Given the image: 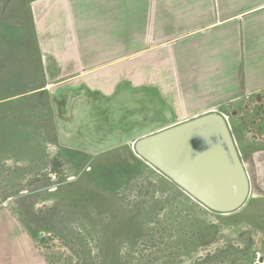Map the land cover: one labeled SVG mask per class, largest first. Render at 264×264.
<instances>
[{
	"label": "rangeland",
	"instance_id": "374dc122",
	"mask_svg": "<svg viewBox=\"0 0 264 264\" xmlns=\"http://www.w3.org/2000/svg\"><path fill=\"white\" fill-rule=\"evenodd\" d=\"M32 1L0 0V202L7 199L48 264H264V192L251 188L241 209L218 214L128 148L98 150L171 120L131 119L124 136L94 145L101 136L90 134L100 135L104 121L87 120L85 130L71 119L65 146L49 91L17 94L46 83ZM44 9L41 32L52 37L58 23ZM256 98L229 107L238 143L264 130V94Z\"/></svg>",
	"mask_w": 264,
	"mask_h": 264
},
{
	"label": "crops",
	"instance_id": "0c3cea01",
	"mask_svg": "<svg viewBox=\"0 0 264 264\" xmlns=\"http://www.w3.org/2000/svg\"><path fill=\"white\" fill-rule=\"evenodd\" d=\"M44 7L58 23L52 37L41 32ZM31 8L44 55L41 87L56 105L65 146L66 128L76 127L71 119L85 130L103 120L100 135L90 134L101 136L98 145L124 136L131 119L171 120L130 132L135 137L207 111L233 115L229 107L264 94V0H34ZM260 136L236 144L250 187L263 193L264 130ZM128 139L98 150L124 146L135 154ZM0 264H48L7 199L0 202Z\"/></svg>",
	"mask_w": 264,
	"mask_h": 264
},
{
	"label": "water",
	"instance_id": "95a60500",
	"mask_svg": "<svg viewBox=\"0 0 264 264\" xmlns=\"http://www.w3.org/2000/svg\"><path fill=\"white\" fill-rule=\"evenodd\" d=\"M127 142L139 158L213 211L235 212L249 198L248 172L221 112H203Z\"/></svg>",
	"mask_w": 264,
	"mask_h": 264
},
{
	"label": "trees",
	"instance_id": "16d2710c",
	"mask_svg": "<svg viewBox=\"0 0 264 264\" xmlns=\"http://www.w3.org/2000/svg\"><path fill=\"white\" fill-rule=\"evenodd\" d=\"M40 87L41 86H36V87L33 86L31 89H28V88H25V87L21 86V87H19L17 94H23V93H25L27 91L34 90V89H37V88H40ZM43 93L46 94L47 93V90L46 89H43L42 94Z\"/></svg>",
	"mask_w": 264,
	"mask_h": 264
},
{
	"label": "built area",
	"instance_id": "2783aa9c",
	"mask_svg": "<svg viewBox=\"0 0 264 264\" xmlns=\"http://www.w3.org/2000/svg\"><path fill=\"white\" fill-rule=\"evenodd\" d=\"M225 116V118L227 119V115H224Z\"/></svg>",
	"mask_w": 264,
	"mask_h": 264
}]
</instances>
